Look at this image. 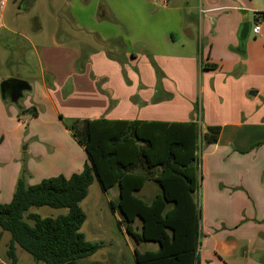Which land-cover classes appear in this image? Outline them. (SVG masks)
I'll use <instances>...</instances> for the list:
<instances>
[{"label":"crops","instance_id":"1","mask_svg":"<svg viewBox=\"0 0 264 264\" xmlns=\"http://www.w3.org/2000/svg\"><path fill=\"white\" fill-rule=\"evenodd\" d=\"M3 1L0 30L9 31L3 21L7 0ZM174 7L181 8L177 2ZM198 8L203 19L197 34L185 40L170 31L162 48L150 51L153 57L131 54L122 66L102 49L81 61L72 35L71 40H57L60 26L53 17V41L41 48L43 53L37 49L42 65L25 90L23 107L39 110L30 118L26 138L17 127L24 123L17 118V110L9 115L0 89V203L12 199L25 150L28 173L30 179L36 177V183L83 169L86 152L60 114L65 118L194 120L201 133L220 126L217 142L203 144L199 156L202 176L195 199L202 203L200 264H264V0H198ZM97 12L105 17L112 11L101 3ZM244 21L251 28L260 23L261 30L257 34L250 30L241 48L239 31ZM35 22H39L36 17ZM196 35L201 38L197 43ZM12 51L7 39H1L0 82L23 78L7 71ZM213 63L217 68L206 66ZM13 122L17 123L14 132L7 128ZM32 134L41 141L34 140L23 149ZM31 181L28 184H34Z\"/></svg>","mask_w":264,"mask_h":264},{"label":"trees","instance_id":"2","mask_svg":"<svg viewBox=\"0 0 264 264\" xmlns=\"http://www.w3.org/2000/svg\"><path fill=\"white\" fill-rule=\"evenodd\" d=\"M241 52L244 55V49ZM206 66L217 68L215 63ZM38 114L34 106L23 107L18 118ZM60 119L84 148L87 161L69 177L60 174L36 184L27 183L23 166L12 199L0 203L1 232L11 234L6 250L11 264L18 263L17 246L46 264H79L103 246L88 240L81 230L86 220L81 202L94 180L105 193L118 187V199L109 203L120 216L117 225L137 244L158 245L144 251L135 247V264H200L201 208L195 199L198 150L217 142L220 126L201 133L194 120L65 118L61 114ZM148 180L160 186L151 202L136 194ZM33 206L68 212L42 217L29 213ZM137 220L140 225H135Z\"/></svg>","mask_w":264,"mask_h":264},{"label":"rangeland","instance_id":"3","mask_svg":"<svg viewBox=\"0 0 264 264\" xmlns=\"http://www.w3.org/2000/svg\"><path fill=\"white\" fill-rule=\"evenodd\" d=\"M2 1L0 0V4ZM176 2L181 7L180 10L175 9ZM101 3H105L107 9L112 11L105 17H101L97 12L98 4ZM18 4H20L19 8ZM117 5L121 7H116ZM118 10L121 11L117 12ZM5 13L3 21L9 31L3 28L0 30V41L7 39L14 50L8 58L10 62L7 71L9 73L11 71V75L23 77L21 79L27 82L35 78L33 75L42 65L41 60H38L37 49L43 53L41 48L51 45L53 41L51 30L53 17L60 26L57 40L60 42L71 40L68 36L72 35V41L78 43L81 61L83 56L90 59L92 54L102 49L110 59L121 66L129 60L131 54H145L148 59L153 57L150 51L157 52L162 48L165 37L170 31L175 32L177 38L181 35L185 40L192 37L199 31L203 19V14L198 8V0H7ZM248 15L253 19L254 11L250 10ZM35 17L39 20L38 24L35 22ZM183 25H187L188 29L181 30L180 27ZM38 26L41 28L37 30ZM27 40L31 41L32 47ZM199 40L201 38L196 35V43ZM141 59L144 61L145 58L141 57ZM27 95L28 92L25 91L24 96L18 101L7 98L9 115L17 110L18 118L19 109L23 108V101ZM200 100L201 98L197 99V104L195 103L198 107L201 105ZM30 118L28 115L19 117L24 124L17 127L24 138L28 134ZM16 125V122L9 123L7 128L14 132ZM32 136L22 144L23 149L34 140L41 141L37 134ZM200 154L199 149V178L202 176ZM28 158L26 150L23 151L22 168L25 166L27 169ZM27 175V183L32 180L31 182L36 184V177L30 179L29 173ZM158 192H160L158 183L148 180L142 190L136 194L146 202H151ZM118 194L117 186L105 193L96 180L90 185L87 197L81 202L86 214L81 230L88 240L102 242L103 246L94 254L83 258L79 264H135V247L140 251L158 247L154 242L142 241L137 244L117 225L120 216L111 211L109 203L110 200H117ZM201 205L200 201L199 206L202 210ZM67 212V208L50 206H33L29 209V213H36L42 217H56ZM135 225H140V220H137ZM10 237L11 234L7 231L0 233V264H11L6 253ZM17 256V264H46L43 261L36 262L30 253L19 246H17Z\"/></svg>","mask_w":264,"mask_h":264},{"label":"water","instance_id":"4","mask_svg":"<svg viewBox=\"0 0 264 264\" xmlns=\"http://www.w3.org/2000/svg\"><path fill=\"white\" fill-rule=\"evenodd\" d=\"M241 12L246 13V10L241 9ZM250 30H251V23L249 21H244L239 31V41L241 48H244L245 43L249 37ZM6 84H14L13 87H15V89L18 91V94H16L15 92H12L11 94H7L5 90ZM29 88H30L29 83L20 78L9 77L3 79L0 82L2 97L7 96V98H11L13 101H18L23 96L25 90Z\"/></svg>","mask_w":264,"mask_h":264},{"label":"flooded vegetation","instance_id":"5","mask_svg":"<svg viewBox=\"0 0 264 264\" xmlns=\"http://www.w3.org/2000/svg\"><path fill=\"white\" fill-rule=\"evenodd\" d=\"M14 84H6L5 85V90L7 94H11L12 92H15L16 94H18V91L15 89V87H13Z\"/></svg>","mask_w":264,"mask_h":264},{"label":"built area","instance_id":"6","mask_svg":"<svg viewBox=\"0 0 264 264\" xmlns=\"http://www.w3.org/2000/svg\"><path fill=\"white\" fill-rule=\"evenodd\" d=\"M4 5V1L1 2L0 6H3ZM261 30V25L260 23H257L255 24L252 28H251V31L255 34L259 33Z\"/></svg>","mask_w":264,"mask_h":264}]
</instances>
